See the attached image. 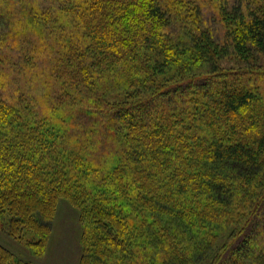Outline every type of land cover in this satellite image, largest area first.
Instances as JSON below:
<instances>
[{
  "label": "trees",
  "instance_id": "trees-1",
  "mask_svg": "<svg viewBox=\"0 0 264 264\" xmlns=\"http://www.w3.org/2000/svg\"><path fill=\"white\" fill-rule=\"evenodd\" d=\"M0 10L2 230L27 239L40 257L63 201L82 228L79 264H243L253 257L249 208H231L236 187L213 172L230 165L253 188L239 187L254 200L252 210L264 199V112L248 74L220 73L199 88L197 78L164 77L184 55L170 45L173 24L192 33L198 61L214 59L198 8L186 0H0ZM217 13L238 57L264 56V0H234ZM180 88L179 109L162 110L161 100ZM19 94L22 103L14 100ZM61 115L86 119L67 132ZM88 119L95 121L89 128ZM212 129L211 142L198 139ZM220 196L224 210L214 207ZM227 252L234 256L225 260ZM0 264L33 263L0 244Z\"/></svg>",
  "mask_w": 264,
  "mask_h": 264
},
{
  "label": "rangeland",
  "instance_id": "rangeland-1",
  "mask_svg": "<svg viewBox=\"0 0 264 264\" xmlns=\"http://www.w3.org/2000/svg\"><path fill=\"white\" fill-rule=\"evenodd\" d=\"M188 4L192 7H196L200 10V23L201 25L207 30L209 40L213 45V50L215 52L214 59L208 58L206 60L198 61L197 55L193 53L194 46H193V35L189 31L182 30L176 25H172L170 30L168 31L170 45L174 48L175 52L179 54H184L180 57H177L173 62L171 61V65L169 66L168 70L165 71L164 77L168 80L174 75L176 78L171 82H180L182 84H188L190 79H195V84L199 88L201 85H212L213 83L219 80L218 76L220 73L221 75L242 71L248 75H246V84L247 88L252 90V92L257 97L256 102L257 105L263 112H264V56H260L258 54L252 55L250 58L242 59L237 56V54L233 51V45L231 42V37L228 33V27L226 21L221 20V16L217 13V6H225L229 10L233 8L234 0H186ZM189 9H193L188 7ZM1 12V10H0ZM144 53L149 56L150 53L148 50L144 51ZM159 59L162 57H158ZM156 57V59H158ZM135 71V70H133ZM136 72V71H135ZM180 72L182 73L181 77H179ZM137 77V76H136ZM124 78L121 77L120 80ZM117 82V81H115ZM120 85L124 86V82L120 81ZM180 85V84H178ZM114 88V87H113ZM23 92L27 93L28 89H22ZM200 90V89H197ZM196 90V91H197ZM184 90L182 88L179 89L178 93L170 98V101L161 100L163 101L161 104L162 110H173L175 108L179 109V100L183 99ZM37 94V93H34ZM115 94V92L113 93ZM193 96V92L191 91ZM20 94L14 99L18 100L19 103L24 102L19 98ZM14 98V95H12ZM187 98H190L189 96ZM21 100V101H20ZM36 100V99H34ZM184 100V99H183ZM261 100V101H259ZM185 105L183 101H181ZM187 103V102H186ZM188 107V106H187ZM254 110V109H253ZM261 114V113H260ZM89 117L88 114H83V116ZM82 115H78L77 117L63 115L60 116L62 123L65 125V130L72 131L76 126L83 124V117ZM83 117V118H81ZM86 119V118H85ZM91 120V119H90ZM87 120V128L92 126L95 121ZM237 123V122H236ZM110 124V123H109ZM86 126V125H85ZM259 126V125H258ZM83 127V126H82ZM240 134L241 132L240 128ZM252 134V138L254 133ZM110 136V134H108ZM108 135H105L106 138L110 139ZM242 135V134H241ZM246 136V134H245ZM213 136V129L212 131L205 135L200 136L198 139L200 140H208L207 142H211ZM197 140V139H196ZM217 141V140H216ZM192 163L198 161L191 159ZM177 161V165H178ZM231 164V163H229ZM99 165L105 166L106 163L104 161L99 162ZM214 169H218L217 171H213L215 173H219V177L224 179L225 182H231L230 184L236 187L237 193L233 196L231 202V208H249L244 212L246 223L248 224V229L246 233H249V238H252L253 249L254 251L253 257L248 258L244 261L243 264H248L249 261L253 260L254 264H264V199L259 201V206L256 210H252L250 205L254 200H250L248 197H243L241 195V189L239 187H244L248 193L250 190H253L251 187H246L240 181V177H235L234 173L230 172L229 169L231 168L230 165H226V167L214 166ZM217 180H220L216 178ZM252 193V192H251ZM219 202L215 203L214 207L220 210H224L225 204L221 201L222 198L227 197H218ZM189 201H192L189 199ZM211 200L205 199V204L209 206V202ZM262 201V202H261ZM243 206V207H241ZM228 209H230L229 205H227ZM247 212L250 215H247ZM185 221L182 220L181 223L184 225ZM215 224V223H213ZM216 226V225H215ZM192 227L190 223V228ZM50 233L47 239V242L44 247V251L40 257L34 255L33 251H30L26 246V240H15L10 237L7 232L1 229L0 227V244L6 248L16 259L22 262H32L33 264H79L80 257L82 255V247L80 244L81 239V232L82 228L80 223L77 220L76 212L71 209V207L65 203L60 202L55 217L51 223H49ZM187 231L189 228H186ZM202 229V228H201ZM210 228L206 229L205 231H209ZM204 230V229H202ZM203 231L200 232L202 234ZM216 233V232H214ZM218 231V236H219ZM189 234L185 235V238L188 237ZM244 236H240L237 238L236 241L232 244V246H236V244H240L247 241V234ZM240 239V240H239ZM244 247L243 249H245ZM247 251L249 246L246 248ZM142 255V253H138V256ZM159 257H164L165 255L162 252H157ZM234 256V253H229L225 255V260H228ZM247 256V255H246ZM230 257V258H229ZM157 258V257H155ZM160 259V258H159ZM235 259V258H233ZM142 260V259H141ZM230 262V261H229ZM116 262H114L115 264ZM153 263V262H152Z\"/></svg>",
  "mask_w": 264,
  "mask_h": 264
}]
</instances>
